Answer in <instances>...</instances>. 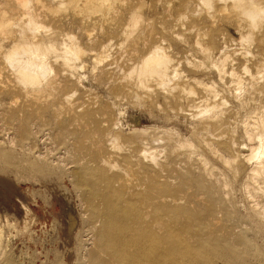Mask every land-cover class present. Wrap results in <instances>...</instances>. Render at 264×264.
<instances>
[{"label":"bare ground","instance_id":"6f19581e","mask_svg":"<svg viewBox=\"0 0 264 264\" xmlns=\"http://www.w3.org/2000/svg\"><path fill=\"white\" fill-rule=\"evenodd\" d=\"M13 1L15 4L12 9L0 8V38L11 40L10 46L6 49H3L0 43V79L2 72L5 71L2 70L6 69L11 78L10 86L24 95V98L26 96L27 101L30 97L33 102L40 101V103L43 99L45 101L51 99L52 102H47V105L45 103L44 109L53 111L56 116L54 118H57L63 113V109L60 108L63 106L64 112L70 119L73 127L72 135L76 136L74 145L71 146L77 148V152L84 157L81 156V160L74 162L76 169L73 172L69 171L72 173L69 178L72 177L74 180L72 185L75 184L76 187H80L81 191L82 188L83 192L86 191L93 220H102L92 221L93 224L91 223L88 234H85L88 237H86V243L81 241L82 248L88 251L86 263L214 264L215 260L223 259L224 264H230L232 260L244 263L246 258H258L259 251L250 243L251 241L246 239L244 234L233 235L235 244L232 245L237 246L235 247L230 244L228 232L227 235L219 236L215 231L217 228L223 230L226 227L220 225L222 220L215 215L217 216V211L218 213L226 212L225 204L227 206L230 204L226 202L229 200V195H232L230 194L232 183L211 164L210 159L219 162L229 174H232V178L236 177L244 164L248 165L246 179L243 180L245 182L241 186L242 192L249 196L250 200L257 197L262 199L258 200V203L256 201L250 210L252 218L263 222L264 226V104L259 99L264 93V56L262 59H257L250 50L264 24V0H188L185 5L180 6L182 10L178 8L180 12L174 24L169 26L165 23L166 26L161 27V32L153 28L149 18L145 19L143 15L145 4L142 1L136 8L128 10L129 13L125 12L128 16L124 25L121 28L118 26L120 31L116 34L117 44L112 42V37H108L107 43L100 45L99 52L90 47L91 50L84 48L74 37L75 35H70L72 32L61 34L64 37L63 40L57 41L56 36H59L56 35L57 31L47 26L44 20L49 16L54 19L59 13L64 15L66 11H69L73 17L79 19L82 25L95 17L101 19L102 22V20L106 21L107 16L112 13L120 14L117 6L125 5L127 0ZM175 2L174 0V4ZM166 3L164 5L168 6ZM219 5L221 7H218ZM168 8L165 9L169 10ZM168 14L170 13L167 12ZM219 14L229 24L235 26L239 34L238 39L241 45L239 48L242 47V51L233 53L234 50L229 49L225 41L221 46L216 44L218 33H221L217 29ZM187 16L192 23L204 18L211 29L202 32L197 29L192 45L196 47L199 59L185 57L180 61L177 58L178 48L180 45H189L185 33L181 31L182 28L184 29L183 19L186 21ZM79 26L78 28L81 29ZM193 29H195L194 25L191 30ZM191 30H187V33L190 34ZM105 31H103L105 35H112L111 29ZM92 33H87L90 45L97 42L91 37L94 34ZM79 37L83 36L81 37L80 34ZM260 39L258 40L261 41ZM262 40L264 41L263 38ZM259 41L258 45L261 46ZM84 42L87 44L86 41ZM141 43L147 46L142 45L143 48H147L146 52L141 55L140 51V55L135 57L132 63L127 62L129 64L127 68H123L125 64H122L123 67L115 64L116 60H113L114 66L108 64L109 61H107L108 65H103L106 59L110 60L111 54L109 53L112 52V47L117 49V55L124 48V50L128 49L126 51L130 54L132 53L129 56H136L138 55L136 49ZM88 53L92 54L90 70L93 77L97 72L99 84L107 86L109 94L116 97L118 102L122 100L119 98H124L132 103V107L133 104L145 107L147 104L149 106L148 100L150 99L158 110H162V105L165 107L163 108L165 112L172 114L175 118L186 117L187 125L193 130L192 135L187 138L170 126L159 127L155 124L132 126L129 130L133 136L132 134L130 136L137 135L135 136L137 140L130 142L132 139L126 141L122 135V125L117 116L115 117L116 114L113 123H110L114 106L108 109L106 102L104 105L98 104L97 106L96 102L92 104L91 101L90 104L75 106L76 103H72L73 97L77 95L76 86H80L81 83V77L76 72L88 69L87 63L83 62V58ZM124 56H122L123 59ZM129 58L124 60L129 61ZM119 61H121L120 58ZM110 66L113 68L109 69ZM201 73H205L206 77L209 76V80L201 79ZM60 76L64 78L63 80L66 79V83L62 80L64 85L58 78ZM94 82L97 81L94 80ZM67 84L72 88V90H67L68 92L63 91L67 89ZM2 85L3 82L0 80V88ZM199 89H202L207 99L204 100L203 96L199 97L202 95H199L201 93ZM94 100L97 99L94 98ZM79 101L76 102L79 103ZM56 104L62 106L59 105L57 109ZM184 105H188V114ZM231 108L236 110L241 108L245 112L239 129L246 142L241 147H246L247 154L237 150V141L234 138L237 130L234 131L236 124L231 130V135L229 134L231 137L227 136L228 139L223 134V136L217 134L218 141H216L217 135L216 139L212 138L215 140H206V135L211 137L210 134H213L214 130H219L220 127L226 129L227 111ZM30 113L32 115L33 112L28 114ZM110 115L111 117L108 118ZM236 116L233 118H237ZM25 119L27 122V117ZM2 122L0 120V123ZM16 127L15 138L18 141H15L21 144L29 140L27 124L20 122ZM202 131L205 132L206 137V139L202 138L203 140L199 139V136L203 135ZM57 134L60 133L57 132ZM1 150L0 152H3V149ZM2 154L6 155V159L9 160L8 153L3 152ZM181 154L186 157L189 164L190 161L193 162V169L184 168L185 164L180 169V162L185 161H180ZM190 186L196 187L205 196L204 208L197 209L198 207L191 206L189 202L191 198L188 199L186 196L188 193H185ZM197 189H195L196 192ZM93 200L101 204L102 210H98L99 205L95 207L96 202L93 205ZM24 211L26 215H29L27 208ZM97 221H101L99 226ZM30 222V220L23 221L22 230H26ZM70 222L69 229H72L75 221L72 219ZM18 223L13 217L1 214L0 239L4 235L5 228H13L15 232ZM0 264L12 263L3 260V254L0 253Z\"/></svg>","mask_w":264,"mask_h":264},{"label":"rangeland","instance_id":"374dc122","mask_svg":"<svg viewBox=\"0 0 264 264\" xmlns=\"http://www.w3.org/2000/svg\"><path fill=\"white\" fill-rule=\"evenodd\" d=\"M0 1H3L5 3V4H3L1 2L0 8L6 7L9 9L10 8L12 9L14 7V4H15L13 0H8V1L7 0H0ZM42 1H47V0H42ZM142 1L145 4L143 7V15H144L145 19L147 20L149 18L148 20L152 21L151 23H152L153 28H155V29L157 28V31L160 30L159 32H161V27L166 26L165 23H167V25H169V26L174 24V20L177 19L176 17L178 16V14L180 12L179 10H182L181 7L183 5H185L188 0H175L176 1L175 4H174V0H170L171 3L168 0H127L128 4L125 3V5H123V6H121V5L117 6L118 13H120V14L115 15L116 13H112V14H110L111 16L109 15L110 18H109V16H107L106 21H108L107 22L108 24L106 23L105 20H104L105 22L103 20L101 22V19L95 17V18H92L91 21H89L88 23H85L84 25H82L79 23V19L77 17L76 18L73 17L72 13L69 11H66L64 13L65 16L62 15L63 13H61V14L59 13L58 15H56L57 17L55 16V18L53 16V18L55 20L52 19L51 16H49L46 18V20H44V23L47 26H49L53 31H57L56 35H59V36H56V39L58 38L57 41L61 42V39L63 40L64 37H62L63 35H61V34H66V33L70 34L72 32L70 35H72V36L75 35L74 37H76L78 39V41L81 43V45H83L84 48H86L88 50L92 49L94 51L99 52L100 51V45L106 44L108 37H112V42L114 44L116 42H118V37L116 36V34L119 33L120 28L126 22L129 11L134 9V7L136 8L137 6H139V4L142 3ZM164 2L168 3L169 8L167 5L166 6L164 5L165 4ZM128 5H129V7H128ZM166 7L169 10H166L165 9ZM218 7H221V5H219ZM178 8H179V10H178ZM125 12H128V13H125ZM167 12L171 14L170 19H169L170 14H168L169 15L168 16ZM112 16L114 17V20H113ZM49 18H51L52 20ZM217 19H218L217 21L219 23V24L217 23L218 24L217 29H219V32H221V33H218L216 44L218 46H221L222 42L225 41L226 45L229 46V49H232V51L234 50L233 53H236V52L238 53V52L242 51L241 50L242 47H241V49L239 48L241 45L239 44V39H238L239 34L237 33L236 28H234L235 26L232 24H229L224 19V17L220 14L217 16ZM163 21H164V23H163ZM184 22H186V23L188 22L189 24L188 23L186 24ZM193 23L190 21L189 16H187L186 21H185V19H183L182 24L184 25V29L182 28L181 31L183 33H185V37H186V39H188L189 45H187V46L180 45V47L178 48L177 58L180 59V61H182V59H184L185 57L199 59L200 56L196 52V47H193V45H192V43L194 44V40L196 38L195 34L197 32V29H199L201 32L204 30L210 31V29H211L210 27H208L209 24L204 18L199 19L194 24ZM61 24H62V26H61ZM71 24H73L74 27ZM111 24H113V25H111ZM79 25H81V26H79ZM92 25H93V28H92ZM193 25L195 28V29H193L194 32H193V30H191V28H193ZM227 25H229V26H227ZM78 26L81 29H79ZM84 26L86 27V29ZM109 26H111V28ZM113 26H114V28H113ZM118 26L120 28H118ZM263 28H264V24L262 26V29L260 31L259 36L256 38L255 43H253L251 45L252 48L250 49L252 52V55H254L257 59H262L264 56V41L262 40V38L264 39V36H263L264 33H261V32H264ZM76 29L78 30V32ZM107 29H111V31H112L111 36H107V35H105V33H103V31L106 32L105 30H107ZM228 29H230V30H228ZM187 30L188 31L191 30V33L189 32L190 34H188ZM94 31H96V32L94 33ZM178 31L180 32V27H179ZM87 33L93 34V35H91V37L97 41L95 44L90 45V43L87 40ZM99 33H101V34H99ZM80 34H81V37L83 36L82 38L79 37ZM231 38H233V39H231ZM237 39H238V42H236ZM258 39H260L261 41H259ZM2 40H4V41H2ZM0 41H1L0 43L3 47V49H6L10 46V43H11L10 39L7 41V39L0 38ZM84 41H86L87 44ZM258 41H259V43H261L260 44L261 46L258 45ZM97 44L99 45V47ZM84 45H86V47ZM142 45L146 46L142 43L139 44L137 49H136L138 51L137 52L138 55H136L137 53L135 54L136 56H134V55L129 56L132 53L130 54L129 51H126L128 49L124 50V48L122 49L123 51L122 50L119 51L118 55H120V56H118L116 53V52H118L117 49L112 47V49H111L112 52L109 53V54H111V56H109L110 60L106 59V62H104L105 64H103V65L112 64V63H114L113 60L114 61L116 60L115 64L122 66V67L125 64L123 68H127L129 66V64L134 61L135 57L139 56L141 52H142L141 55L144 54V52H146L147 46L144 47L145 48V50H144ZM87 46H88V48H87ZM89 47L91 49H89ZM114 47H115V45H114ZM230 47H233V48H230ZM125 52H126V54H125ZM90 53H92V52H90ZM123 54H125V56ZM187 54H190L191 56H188ZM121 55L124 56L125 60H128L129 57L132 59L129 58V61H125ZM113 57H114V59H112ZM91 58H92V54H89V53L86 57L83 58V62L85 64L87 63L88 69L81 70V72H76V74L78 73V75L81 77V83L79 84L80 86H76L77 87V91H76L77 95L76 96L74 95V97H73L74 100H76V101H79L78 99H80L79 103L76 101L74 102V100L72 99L73 100L72 103L73 104L76 103L75 106H79L81 104L82 105L83 104H90L91 102H92V104L96 102L97 106H98V104L104 105V103L106 102L105 105L108 107V109H111L114 106V108H113L114 111L113 110L111 111V115L113 114L112 117H111V115L108 117V118L111 117L110 121H112V122H110V123H113V119H115L114 115L116 114L115 117L117 116V119L119 120V122L122 125L121 133L124 136L126 141H130L132 139L130 142H136L135 136H137L135 134H134L135 138L130 136L132 134V132L129 130V128L132 126L140 127V126H151L154 124L156 126H159V127H169L170 126L172 128L177 129L181 135H183L187 138L190 137V135H192L191 132H193V130L189 127V125H187L188 120L185 119L186 117L178 116L175 118L172 114H169L168 112L166 113L165 109H163L165 107L162 105H161L162 110H158V108L152 104V101L150 99H149L150 101L148 100V103H149V106L147 104L148 107L147 106H145V107L139 106L138 107V105L136 106L134 104L132 107V103L130 101L124 99V98H119V99L123 100V103H122V100H120L121 102L120 101L118 102L117 101L118 99L116 100V97L109 94V91H107V90H109L107 86L105 87L104 84H99L98 77L96 75L97 72H96V74H94V77H93V73H91V70H90L91 65H92V59ZM119 58L121 59V61H119ZM111 59H112V61H111ZM107 61H109L108 64H107ZM117 62L120 64H118ZM127 62H129V64H127ZM115 64H112V66H114ZM112 66H110V68L109 67L108 68L111 69V68H113ZM249 66H251V65H249ZM56 67H57V65H56ZM2 71H4V72H2V76H1L0 80L3 82L2 88H3V86H4V88L3 89L0 88V95H1L0 96V120L3 121L2 123H0V142L2 143V144L0 143V148L3 149V152H5V154L6 153L9 154V160H8V158L6 159V155L4 156L2 154L3 152H0V215L2 214V216L7 215L8 217H11V218L13 217V219L17 220V223L19 222L17 224L18 228L16 229L15 232H14L15 229L13 230V228H5L4 235L0 239V251H1L0 253L3 254V260L10 261L12 264H63V263L64 264H88V263H86V261H88V259L86 258V253L88 251H86L82 248L83 243L88 238L87 235H85V234H88L89 228L92 226L91 223L93 224L94 221L96 222V220H101V219L93 220L92 214H91L92 212H90L91 210L89 209L90 207L88 204L86 191L84 190V192H83V188L81 191L80 187L79 188H78V186L76 187L75 184L72 185L74 183L73 182L74 180L72 177H70V178H72L71 180L69 178V176L72 175V173L69 171L73 172V170L76 169L75 163L78 162L79 160H81V156H82V158L84 157L82 154L77 152V150H76L77 148L75 149V148H72L73 146H71V145H74V142H75L74 140H76V136L72 135L73 127L71 126L70 119L67 116V114L64 112V107L61 104H56L57 106L55 107L57 109H59L60 106L63 107V108L60 107L61 110L63 109V113H61L57 118H54L55 114L53 111L44 109L45 103L47 105L49 102H52L51 99H48L47 101H45V99H43V101H42V99H41L42 103H40V101H38V102L34 101L35 102L34 103L33 100H31V97L30 98L28 97L29 99L27 101L26 96L24 98V95H22L21 93H18L17 90L13 89V87L10 86L11 83L9 81L11 78H10L8 72L6 71V69H3ZM58 71H59L58 68H56V72H58ZM90 73H91V75H90ZM61 76L58 78L61 81V84L64 85L63 83H66V79L63 80L64 78H61ZM207 77H206L205 73H201V76H200L201 79H205V81H207L210 78L209 76H207ZM89 78H92V79H89ZM62 80H63V83H62ZM94 80L97 82H94ZM98 85H100V86H98ZM67 86H68L67 89L65 88V90H63V91L68 92L67 90H72V88H70L71 86H69V84H67ZM104 88H106V89H104ZM200 91H201V93H199ZM199 92H198L199 95L202 94L199 97L203 96L204 100H205V98L206 99L208 98L205 95V93L202 92V89H199ZM93 95L94 96L96 95V96L93 97ZM263 95H264V93L261 95V97H259L262 104H264V96ZM94 98H96L97 100H94ZM11 100H12V103H11ZM112 100H113V102H112ZM128 102L130 103V105ZM187 107H188V105H184V109L187 110V114H188L189 112H188ZM236 108H238V107H236ZM231 109H228V111H227L226 118H228L227 119L228 121L226 122V125H225L226 129H225V127L224 128L220 127L219 130L223 129L220 131L217 129L216 131L217 132L219 131L220 133L219 132L215 133L216 131L214 130L213 134H210V135H212L211 137L206 135L207 139L205 137V132L202 131L203 133L201 132V134H203V135L202 136L200 135L199 139H201V140H203V139L215 140L217 134H219V135L223 134L226 136V138H227V136L229 138V137H231L230 135L232 132L231 131L232 128L236 127L234 129V131L237 129L235 132L236 134L234 133V135H235L234 138H235V141H237L236 142L237 143V150L244 153V154H247L246 147H243V148L241 147V146H244L246 144V142L243 139L241 132H240V129H239L240 121L243 118L245 112L241 108H239L237 110L234 108H231ZM234 111H236V112L238 111V112L236 113ZM29 112H33L34 114L33 113H32V115H31V113L28 114ZM50 112H53V113H50ZM163 112H165V113H163ZM120 113H122V114H120ZM161 113H163V115H161ZM230 113H231V115H230ZM235 113L237 116L234 115ZM52 116H53V118H52ZM234 116H236L237 118H233ZM26 117H27V122L25 119ZM182 119H185V120H182ZM183 121H185V122H183ZM20 122L27 124L28 132L30 134V138H29V140H27L28 142L25 141L24 143H21V144L19 142H17L18 140L15 138V135H16L15 132L17 131L16 126L18 124H20ZM234 125H235V127H234ZM63 128H65L64 129L65 131L63 130ZM229 128H230V130H229ZM59 130H61V132ZM225 131H227V133ZM57 132L60 134H57ZM126 135H129V136L125 137ZM132 136H133V134H132ZM49 137H50V139H49ZM218 137L219 136L217 135L216 141H218ZM212 138H215V139H212ZM15 140H17V141H15ZM74 147H76V146H74ZM54 150H55V152H54ZM51 152H53V153H51ZM39 153H40V155H39ZM78 154H80V155L78 156ZM62 156H64V157H62ZM75 156H77V157H75ZM182 156L183 155L181 154L180 155V161H182V160H185V161L183 163L180 162V167H181L180 169L183 168L184 164H185L184 168H188V167L192 168L193 162L190 161L191 163L189 164V162L186 160V157L183 156V158H182ZM75 158H78V159H75ZM39 161H41V162H39ZM70 161H71V163H70ZM60 162H63V163H60ZM187 162H188V164H187ZM210 162L218 170L221 171V173L224 175V177L229 179V181H231V183H232V191L230 193L232 195H229V200L226 202V203L231 204V205L229 204L230 207H228L229 205L227 206V204H225L226 212L225 213L224 212L218 213V211H217V216L215 215V217H218V219L222 220V221H220V225H222V226L225 225L226 226L225 228L227 230L225 228L223 230H220L219 228H217L215 231L218 233L219 236H222L224 234L227 235V232H228L230 235V236L228 235V237H229V241H231L230 242L231 245L235 244V242H234L235 238L233 235L244 234L246 239L248 241H251L250 243L253 244L257 248V250L259 251V257L258 258H252V257L246 258L247 260L244 263H243V261L236 262V260H232L231 263L232 264H264V226H263V222H259L257 219L252 218L253 215H252L251 210H250L251 207L254 206L253 204L256 203V201L258 203V200H260L261 198L257 197V198H253V200L251 198V200H250V197L247 196L244 192H242L243 188L241 187L245 182L243 180L246 179L245 176H246V172H247L246 169L248 168V165L244 164V166L241 167V170H239V173L236 175V177H235L236 179H235V178H232V174L231 173L229 174L228 171L219 162L215 161L212 158L210 159ZM22 163H24V164H22ZM26 165H28L29 167ZM44 166L47 168H45ZM68 174H70V175H68ZM195 189H197V188L190 186L187 189V191H185V193L186 192L188 193V194L186 193L187 194L186 196L188 197V199L191 198V199H189V202L192 204L191 205L192 207H194V208L198 207L197 209H200V208L202 209L205 207L206 198L201 193V191H199V189H197L198 190L197 192L195 191ZM79 191H81L82 193ZM195 193H197V195ZM243 193L247 196V198H246V196H244ZM199 194L202 196H200ZM233 197H235V198H233ZM96 201L97 200H93V205H95ZM232 204H233V206H232ZM250 204H252V205H250ZM84 205H86V206H84ZM98 205H99V202L95 205V207H97ZM249 206H250V208H249ZM101 207L102 206L100 204L98 206V210H102L103 207L102 208ZM25 208H27L29 210V212H30L29 215L25 214V211H24ZM88 209H89V212H88ZM81 211H82V213H81ZM227 213H229V214L226 215ZM221 217L226 218V219H223ZM72 219L75 221L73 224V226L75 225L74 228L72 226L73 230L69 229L70 223H71L70 221ZM27 220L31 221L30 222L31 225L29 224L26 227V230H22V227H23L22 223H23V221H27ZM101 221H97L98 226H99ZM226 221H227V223H226ZM235 228H236V230H234ZM85 229L87 232L85 231ZM252 239L253 240L255 239V240L253 241ZM81 241L82 242L84 241V242L82 243ZM81 243H82V245H80ZM232 246L237 247L236 245H232ZM85 249H90V248H85ZM7 250L8 251L10 250L9 253ZM6 256H8V257H6ZM28 259H29V261H28ZM219 260H222L223 262L219 261ZM59 261H61V262H59ZM214 264H224V260L223 259H217L214 261Z\"/></svg>","mask_w":264,"mask_h":264}]
</instances>
